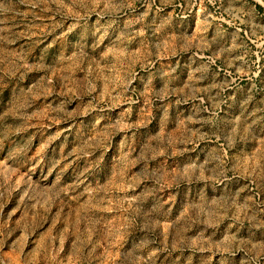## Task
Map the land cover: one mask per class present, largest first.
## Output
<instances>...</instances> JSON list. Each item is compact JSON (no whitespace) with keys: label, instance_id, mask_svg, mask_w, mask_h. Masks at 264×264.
<instances>
[{"label":"rangeland","instance_id":"1","mask_svg":"<svg viewBox=\"0 0 264 264\" xmlns=\"http://www.w3.org/2000/svg\"><path fill=\"white\" fill-rule=\"evenodd\" d=\"M0 264H264V0H0Z\"/></svg>","mask_w":264,"mask_h":264}]
</instances>
